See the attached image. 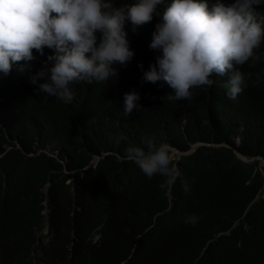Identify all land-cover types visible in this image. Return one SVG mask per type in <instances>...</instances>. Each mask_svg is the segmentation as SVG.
<instances>
[{"label": "trees", "instance_id": "16d2710c", "mask_svg": "<svg viewBox=\"0 0 264 264\" xmlns=\"http://www.w3.org/2000/svg\"><path fill=\"white\" fill-rule=\"evenodd\" d=\"M106 2L121 7L137 0ZM170 2L163 0L135 32L126 23L130 48L147 68L162 54L149 45ZM207 2L211 8L216 0ZM41 67L13 78L0 73V154L13 146L0 159V243L28 249L33 228H44L46 201L51 238L38 247L39 264L70 243L85 264H119L140 234L128 264H264V172L259 161L246 163L234 153L264 157V47L254 65L236 66L247 84L236 99L227 96L228 77L214 74V84L197 87L191 102L132 111L127 118L120 104L86 82L70 85L71 104L54 97L44 103L30 83ZM143 139L183 152L198 143L232 148L204 145L181 156L173 164L191 191L184 192L180 178L162 191L163 176L148 178L120 158L130 146L146 150ZM48 148L65 163L38 154ZM191 215L199 217L195 226L185 223ZM104 222L103 239L93 244L91 235Z\"/></svg>", "mask_w": 264, "mask_h": 264}, {"label": "clouds", "instance_id": "9594fccd", "mask_svg": "<svg viewBox=\"0 0 264 264\" xmlns=\"http://www.w3.org/2000/svg\"><path fill=\"white\" fill-rule=\"evenodd\" d=\"M162 3L137 0L131 6L115 7L106 0H0V73L13 78L40 64L42 67L30 75V83L44 94V103L54 97L71 104L75 93L70 85L86 82L120 104L124 118L132 111L187 104L197 87L214 84L210 79L214 74L228 77L227 96L236 99L247 87L245 74L236 66L251 61L254 65L264 47V0H232L230 4L216 0L211 8L207 0H171L158 14L156 21L161 22L155 25L149 45L162 54L147 68L130 48L125 26L130 22L135 32L137 26L153 19ZM142 142L146 150L130 146L120 158L137 165L148 178L163 176L159 185L162 191L180 178L185 193L191 189L173 164L170 150L186 156L204 145L232 148L227 143H198L183 152L171 145H155L152 139ZM6 147L0 159L13 149L12 145ZM16 148L24 151L20 145ZM48 149H39L38 154L59 159L58 152ZM234 153L246 163L259 161L264 172V157L244 156L237 150ZM101 158L95 157L90 166ZM43 205L44 228H33L28 249L13 241L0 243V264H39L38 247L51 238L50 209L46 201ZM198 221L196 215L185 217L186 224L195 226ZM105 225L91 235L93 244L102 241ZM141 235L130 255L119 264H128L133 258ZM83 259L70 243L59 247L50 263L44 264H85Z\"/></svg>", "mask_w": 264, "mask_h": 264}, {"label": "rangeland", "instance_id": "374dc122", "mask_svg": "<svg viewBox=\"0 0 264 264\" xmlns=\"http://www.w3.org/2000/svg\"><path fill=\"white\" fill-rule=\"evenodd\" d=\"M48 151L50 152L51 150H50V148L48 149ZM172 150H170V154H171V156H172V158H173V160L174 161H177V159L180 157V156H182V155H180V154H178V153H175L174 151H172ZM195 151V150H194ZM51 154V153H50ZM55 155H57V153H55ZM59 159L60 160H62L61 158H60V156H59ZM63 161V160H62ZM64 163H65V161H63ZM261 165L262 166H264V162H261Z\"/></svg>", "mask_w": 264, "mask_h": 264}, {"label": "water", "instance_id": "95a60500", "mask_svg": "<svg viewBox=\"0 0 264 264\" xmlns=\"http://www.w3.org/2000/svg\"><path fill=\"white\" fill-rule=\"evenodd\" d=\"M180 152H181V151H180ZM181 153L184 154L183 152H181ZM186 154H187V153H185V155H186ZM254 160H255V159H252L251 162L254 161Z\"/></svg>", "mask_w": 264, "mask_h": 264}, {"label": "bare ground", "instance_id": "6f19581e", "mask_svg": "<svg viewBox=\"0 0 264 264\" xmlns=\"http://www.w3.org/2000/svg\"><path fill=\"white\" fill-rule=\"evenodd\" d=\"M172 151H174V150H172ZM172 151H171V152H172ZM174 152L177 153L176 151H174Z\"/></svg>", "mask_w": 264, "mask_h": 264}]
</instances>
